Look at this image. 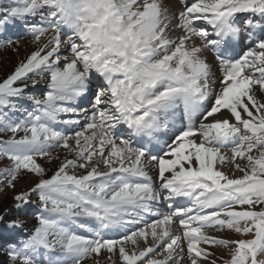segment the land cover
<instances>
[{
	"label": "snow or ice",
	"instance_id": "snow-or-ice-1",
	"mask_svg": "<svg viewBox=\"0 0 264 264\" xmlns=\"http://www.w3.org/2000/svg\"><path fill=\"white\" fill-rule=\"evenodd\" d=\"M22 48L0 264H264V0H0Z\"/></svg>",
	"mask_w": 264,
	"mask_h": 264
},
{
	"label": "rangeland",
	"instance_id": "rangeland-1",
	"mask_svg": "<svg viewBox=\"0 0 264 264\" xmlns=\"http://www.w3.org/2000/svg\"><path fill=\"white\" fill-rule=\"evenodd\" d=\"M23 55H24L23 48L21 49L19 56L11 51L0 50V76H2L5 72L9 71ZM10 202H11L10 196L8 194L0 193V210H2V207L4 205ZM28 226L30 227L31 225ZM2 259H4V254L0 252V260Z\"/></svg>",
	"mask_w": 264,
	"mask_h": 264
}]
</instances>
